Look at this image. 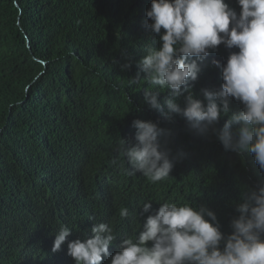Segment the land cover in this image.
<instances>
[{
	"label": "trees",
	"instance_id": "1",
	"mask_svg": "<svg viewBox=\"0 0 264 264\" xmlns=\"http://www.w3.org/2000/svg\"><path fill=\"white\" fill-rule=\"evenodd\" d=\"M150 5L151 0H0V264H63L67 246L52 252L59 224L66 218L75 234L80 210L94 204L108 211L132 201L140 207L206 205L221 231L231 234L233 202L243 191L264 187V171L253 155L226 151L220 143L229 117L198 136L182 117L168 121L151 110L143 81L129 85L138 72L144 77L137 67L144 48L160 46L145 27ZM231 51L238 49L220 45L210 51L190 85L196 98L203 99L201 89L220 88L222 73L212 61L226 64ZM125 63L131 68L122 71ZM167 95L160 93L162 105ZM183 101L176 98L181 107ZM242 108L230 100V115ZM135 119L170 131L167 146L177 159L163 181L128 175L119 147L121 139L134 143ZM74 158L86 163L70 176L77 196L62 194ZM91 168L110 172L111 186L99 197L88 185Z\"/></svg>",
	"mask_w": 264,
	"mask_h": 264
},
{
	"label": "clouds",
	"instance_id": "2",
	"mask_svg": "<svg viewBox=\"0 0 264 264\" xmlns=\"http://www.w3.org/2000/svg\"><path fill=\"white\" fill-rule=\"evenodd\" d=\"M146 17L151 23L145 27L159 37L160 46L144 48L137 65L144 77L138 72L129 85L143 81L149 108L168 121L182 117L198 136L229 117L218 136L223 148L252 154L264 171V0H151ZM220 45L238 51L230 52L226 64L212 61L223 83L218 90L201 89L203 99H198L190 85ZM130 68V63L121 66ZM161 92L168 94L163 105ZM181 96L183 107L176 102ZM231 99L243 108L230 115ZM132 127L134 143L121 139L119 147L128 175L139 173L141 181L144 176L151 183L165 180L177 159L167 146L170 131L140 119ZM85 167L73 159L62 194L77 196L70 176ZM87 181L99 197L111 186L109 169H89ZM233 207L231 234H225L206 205L148 202L140 207L132 201L108 211L94 204L80 210L76 235L66 218L61 221L52 252L67 246L63 264H264V187L243 191Z\"/></svg>",
	"mask_w": 264,
	"mask_h": 264
},
{
	"label": "bare ground",
	"instance_id": "3",
	"mask_svg": "<svg viewBox=\"0 0 264 264\" xmlns=\"http://www.w3.org/2000/svg\"><path fill=\"white\" fill-rule=\"evenodd\" d=\"M217 57V56H216ZM221 59V58H220ZM220 69V68H219ZM221 70V69H220ZM218 71V70H217ZM217 76V75H216Z\"/></svg>",
	"mask_w": 264,
	"mask_h": 264
}]
</instances>
